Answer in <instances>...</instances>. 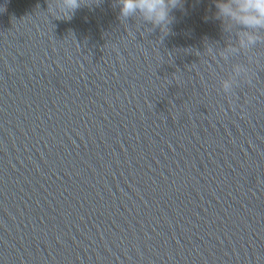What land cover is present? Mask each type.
I'll list each match as a JSON object with an SVG mask.
<instances>
[{
	"label": "clouds",
	"instance_id": "obj_1",
	"mask_svg": "<svg viewBox=\"0 0 264 264\" xmlns=\"http://www.w3.org/2000/svg\"><path fill=\"white\" fill-rule=\"evenodd\" d=\"M67 18L82 6V0H62ZM120 15L130 17L139 13L146 21L157 27L168 29L172 22L171 11L182 7V0H118ZM218 19L227 18L241 29V46L257 43V33L264 30V0H217ZM70 13V14H69ZM237 67V71H240ZM232 87L230 81L224 82V89Z\"/></svg>",
	"mask_w": 264,
	"mask_h": 264
}]
</instances>
